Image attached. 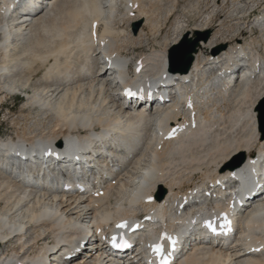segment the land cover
I'll return each mask as SVG.
<instances>
[{
  "label": "bare ground",
  "instance_id": "bare-ground-1",
  "mask_svg": "<svg viewBox=\"0 0 264 264\" xmlns=\"http://www.w3.org/2000/svg\"><path fill=\"white\" fill-rule=\"evenodd\" d=\"M20 1L0 0V107L21 91L34 127L27 117L14 136L0 137V264H146L132 251L135 235L146 231L182 236L170 264H264V135L255 106L264 101V55L255 49L264 48V0H206L211 10L200 25L184 30L176 21L170 42L163 38L131 62L124 52L162 30L143 0ZM227 3L225 20L212 27ZM244 17H253L261 38L240 44L253 32H244ZM135 21L147 33L115 27ZM213 28L196 43L190 70L172 69L182 97L148 98L166 86L168 48ZM225 32L232 39L219 41ZM101 44L108 60L119 58L111 67L98 60ZM124 72L130 83L120 81ZM128 86L143 104L126 100ZM18 152L22 161L12 158ZM90 172L91 181L82 176ZM234 212L239 217L229 220ZM122 222L127 227L117 228ZM82 226L93 230L92 241ZM113 237L129 250L113 248Z\"/></svg>",
  "mask_w": 264,
  "mask_h": 264
},
{
  "label": "rangeland",
  "instance_id": "rangeland-1",
  "mask_svg": "<svg viewBox=\"0 0 264 264\" xmlns=\"http://www.w3.org/2000/svg\"><path fill=\"white\" fill-rule=\"evenodd\" d=\"M143 1L144 2L141 1L142 5H143V7H146V8H144V10L146 12L149 11V9L151 10L148 12V14L150 13L149 17L153 21L155 20L156 23L159 25L162 23V27H161L162 30L157 36H154L156 38L151 37V36L148 37L147 28L143 27V21H142L141 25L138 29V32L141 29H143L147 33V35L145 38L142 39L141 44H137L136 46L129 47L124 52V55H127L128 60L130 62L137 55H140L142 53H147L152 48H159L160 44H162L163 38L167 37L168 42H170L174 38L172 30L175 26L176 21H179V23H181L184 30H190L193 27L200 25L203 22L202 18H204L206 16L207 12H209L211 10V7H210L211 4H209V3L206 4V0H176L175 5L173 4L172 0H160V1L159 0H143ZM149 2H151V3H149ZM221 2H222V0H217L216 4L218 3V5H220ZM171 4H173V6ZM197 6H198V9L194 10V7H197ZM173 7H175V8H173ZM171 8H173L174 10H172ZM169 9H170V11H172V14L170 13V11L168 12ZM230 9H231V5H229V3H227V5H225V10L223 12L217 13L218 15L215 18V20L212 24V27L218 25L220 23V21H224L225 18L220 17V16L223 15L226 10L228 11ZM239 10H240V8L237 9V12H239ZM119 11H121L122 13L125 12L124 8H121ZM153 13H154L156 18H154ZM168 14H169V16H168ZM131 16L133 17V14H131ZM164 18L166 19L165 21H164ZM252 19H253V17H251L250 20L247 17L245 19H243V22H245L244 26L248 25L247 29H244L243 24L237 25V27L240 30L244 29V32H249L250 29H253L252 34L247 33L246 35L245 34L243 35L244 38L242 37L243 39L240 41V44L242 42H245V41H246L245 43H248V42L252 41V39L258 40L261 38L260 37L261 35H259L260 30L257 28V25L253 24ZM257 19L260 20L262 18L260 16ZM261 21L262 20H260V23L263 22V21L262 22ZM139 22L140 21L128 22V25H127V23H124L123 25H121V23H116L115 27L116 28L118 27L121 30L128 31L131 34H133L132 33L133 26ZM164 22H165V24L163 25ZM260 23H258V26ZM229 24H231V22ZM215 29L216 28H213L211 30H209V29L207 30L209 32L207 39L210 38L211 34L213 33V31H215ZM207 31H205V30L204 31H197L193 37L186 38L188 40V43H187L188 46L194 45L195 41L197 43L198 41H200V39L204 40L203 35ZM223 36L221 37L222 39L221 38L219 39V41L225 42V41H230L232 39L231 38L232 34H230L229 32H225ZM135 38H137V36ZM183 40H184V38L182 36L179 39L177 44H179ZM177 44L172 45L168 48V50H167V57L168 58H169L170 53H172V52L177 53L179 51L177 49H174V46H176ZM230 44H232V43H230V42L229 43H222L221 45H226V48H227ZM218 46H220V44L219 45L217 44L216 46L211 47V49H209L208 52H210L211 50H215V48ZM255 49L259 53L264 55V48H262L260 46V44H259V46L256 45ZM212 55L213 54L211 53L210 56H212ZM175 66L177 68L183 66V63L180 61V59H176ZM40 79H41V76H38V77L34 78L33 82L38 84L40 82ZM27 91H29L30 94L32 93L31 90H27ZM25 96L26 95L23 94L21 91H18V92L6 95V97L3 98V105L0 107V124H1L0 125V137H2V139H7V136H11V135L14 136L15 130L20 131L19 128L22 127V125H24V122L26 120L28 121L29 127H34V119H32L33 118L32 115H34V114H31L29 117L27 116L28 117L27 118L26 117L27 114H25L27 109H24L22 107V106H24V101L26 100L25 98H27V96L26 97ZM263 103H264L263 100H259L257 102V104L255 105L256 107H258V112L256 115L258 129H261V127H260V115H261V113L259 111V107L263 106L264 105ZM137 107H139V106H137ZM262 111L264 113V108ZM21 113H23V114H21ZM25 118H27V119L25 120ZM29 118H30V120H29ZM263 120H264V116H263ZM30 125H32V126H30ZM240 159H241V157L238 160L236 159L234 162L237 163L240 161ZM232 160H233V157H231L229 159V161H232ZM205 161H206V159H205ZM155 193L157 194L158 191L156 190ZM235 238H236V236L234 235L228 241V243L234 241ZM232 244H229V245H232ZM186 247H188V246H186ZM67 259L70 260L69 257H67Z\"/></svg>",
  "mask_w": 264,
  "mask_h": 264
},
{
  "label": "water",
  "instance_id": "water-1",
  "mask_svg": "<svg viewBox=\"0 0 264 264\" xmlns=\"http://www.w3.org/2000/svg\"><path fill=\"white\" fill-rule=\"evenodd\" d=\"M140 25H141V22H139L133 26V30H132L133 35H136ZM208 34H209L208 31L204 33V35H203L204 40H206L208 38ZM187 43H188V40L185 38L182 42H180L179 44L174 46V49H177L179 51L177 53L176 52L170 53L169 58H168V72L174 74L172 69L177 68L175 66L176 59H180V61L183 63V66L179 67L182 69V73H186L189 71V69L192 65V62H193L192 53L194 52V47L196 45L195 44L196 41H195L194 45H191V46H188ZM225 48H226V45H220V46L215 48L214 53L217 54L220 51L224 50ZM263 108H264V105L259 107V111L261 113V115H260V127H261L260 131L264 135V120H263L264 113L262 111ZM242 162H243V158L241 157L239 163H242ZM164 194H165L164 190L161 189L157 198L161 199L164 196Z\"/></svg>",
  "mask_w": 264,
  "mask_h": 264
},
{
  "label": "snow or ice",
  "instance_id": "snow-or-ice-1",
  "mask_svg": "<svg viewBox=\"0 0 264 264\" xmlns=\"http://www.w3.org/2000/svg\"><path fill=\"white\" fill-rule=\"evenodd\" d=\"M93 28H95V25H93ZM93 36H95V32H93ZM126 95L131 96V95H133V93L128 91V92H126ZM116 227L117 228H125V227H127V224L122 222V223L117 224ZM205 227H207L211 231L215 232V228L212 226L211 222H205ZM161 238L162 239L167 238V239H169L170 243H173V244L175 243L174 241L171 240V238L165 237L163 234H162ZM112 246L113 247H126L127 245L124 243H121L120 245L116 244L115 237H113ZM151 248H152V251L156 254L157 259L159 261V264H169V258H168V256L164 255L162 246L160 244L152 245Z\"/></svg>",
  "mask_w": 264,
  "mask_h": 264
}]
</instances>
